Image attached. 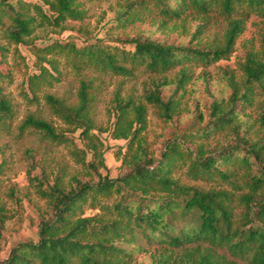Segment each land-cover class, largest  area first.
Returning a JSON list of instances; mask_svg holds the SVG:
<instances>
[{
	"label": "trees",
	"instance_id": "1",
	"mask_svg": "<svg viewBox=\"0 0 264 264\" xmlns=\"http://www.w3.org/2000/svg\"><path fill=\"white\" fill-rule=\"evenodd\" d=\"M149 8L168 20L186 13L219 16L227 21L223 45L207 49L139 39L55 41L36 50L38 73L27 80L31 93L42 83L59 82L58 64L63 60L77 72L122 77L133 76L139 68L165 74L182 67L181 87L188 77L186 64L228 59L244 22L250 16L264 18V0H131L121 17L138 19L136 12ZM84 17L78 0H0V34L14 45L26 43L37 28L62 29L68 20ZM262 44L261 55L251 54L244 64V80H228L229 97L212 104L210 121L194 133L207 140L230 130L234 145L193 149V134L186 132L167 140L156 155L141 135L146 128L145 107L131 97L117 101L111 136L127 141L132 151L125 163L128 171L115 179L99 175L95 184L73 179L74 184L66 187L60 173L52 184L38 181V193L51 214L39 221L38 241L18 244L2 264H136L132 255L140 252L138 247L129 251L124 246H135L140 237L159 245L154 264H264V139L249 138V127L239 114L252 105L256 88H264V36ZM177 92L178 87L164 102L156 86L144 99L170 121L178 106ZM45 99L65 122L83 129L82 138L89 145L79 152L91 155V161L83 159V167L94 174L106 169L102 151L89 142L94 102L90 86L81 83L76 107H66L52 96ZM12 118V105L0 88V131L9 129ZM259 121L264 129L263 112ZM24 126L42 131L57 144L66 140L45 121L29 117ZM185 169L188 183L175 176ZM199 183L218 187L205 189ZM236 205L244 208L240 219L234 214ZM86 210L94 213L86 216Z\"/></svg>",
	"mask_w": 264,
	"mask_h": 264
},
{
	"label": "rangeland",
	"instance_id": "2",
	"mask_svg": "<svg viewBox=\"0 0 264 264\" xmlns=\"http://www.w3.org/2000/svg\"><path fill=\"white\" fill-rule=\"evenodd\" d=\"M128 1L131 0H78L80 10L85 13L83 20H68L62 29L57 30L37 28L23 44H10L0 34V88L13 109L9 129L0 131V264L8 259L18 244L36 243L40 219L51 214L46 200L38 193V181L52 184L60 173L68 187L74 184L73 179L95 184L99 175L115 179L128 171L125 163L132 151L127 148V141L115 140L111 136L117 101L131 97L135 103L145 107L146 128L141 135L148 149L156 155L167 140L186 132L193 134L190 144L193 149L199 146L213 149L236 143L235 134L230 130L210 135L207 140L200 138L202 134L197 137L194 133L210 121L212 104L229 97L231 91L228 80L242 82L245 78L243 67L248 57L251 54L261 55L264 18L257 16H250L244 22L243 32L235 41L228 59L208 65L186 64L184 69L188 77L181 87L178 81L182 67L165 74H150L139 68L133 76L122 77L86 70L77 72L63 60L58 64L59 82H52L51 85L42 83L37 92L31 93L27 80L38 73L36 50L51 42L78 44L84 39L91 43L109 39H139L207 49L223 45L227 21L217 15L186 13L179 19L168 20L149 8L139 11L140 15L137 11L138 19L122 18L123 7ZM199 26L202 27L201 32L195 36ZM46 58L51 59V56ZM43 66L48 65L43 63ZM82 82L90 86L94 98L90 112V134L93 136L89 142L102 151L106 165V169L99 168L97 174L86 170L82 164L83 159L85 162L91 161L89 153L79 152L86 151V145H89L82 138L83 129L65 122L45 99L46 96H52L66 107H76ZM156 86L164 102L178 87V106L170 121H165L158 110L144 99L145 93ZM261 112L264 113V88H256L252 105L239 113L249 127L248 137L251 139H264V129L260 127L259 121ZM29 117L50 124L66 140L57 144L46 138L42 131L24 126ZM128 117L131 119L132 115ZM185 171L179 170L175 176L188 183L190 181ZM199 185L205 189L209 186L218 187L214 183ZM243 212L244 208L236 205V219H240ZM93 213L85 211L86 216ZM124 247L129 251L138 247L140 252L132 255V261L136 264H154L153 257L160 252L159 245L146 242L142 237L137 239L135 246ZM181 252L175 251L178 254Z\"/></svg>",
	"mask_w": 264,
	"mask_h": 264
}]
</instances>
